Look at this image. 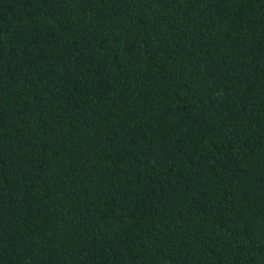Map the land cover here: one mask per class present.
<instances>
[{
  "label": "trees",
  "instance_id": "obj_1",
  "mask_svg": "<svg viewBox=\"0 0 264 264\" xmlns=\"http://www.w3.org/2000/svg\"><path fill=\"white\" fill-rule=\"evenodd\" d=\"M0 264H264V0H0Z\"/></svg>",
  "mask_w": 264,
  "mask_h": 264
}]
</instances>
